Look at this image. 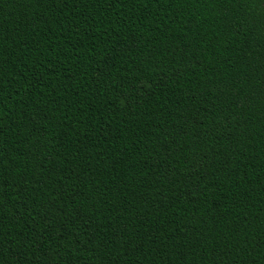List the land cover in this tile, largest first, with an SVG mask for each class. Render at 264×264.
I'll use <instances>...</instances> for the list:
<instances>
[{
	"label": "trees",
	"instance_id": "16d2710c",
	"mask_svg": "<svg viewBox=\"0 0 264 264\" xmlns=\"http://www.w3.org/2000/svg\"><path fill=\"white\" fill-rule=\"evenodd\" d=\"M0 264H264V0H0Z\"/></svg>",
	"mask_w": 264,
	"mask_h": 264
}]
</instances>
